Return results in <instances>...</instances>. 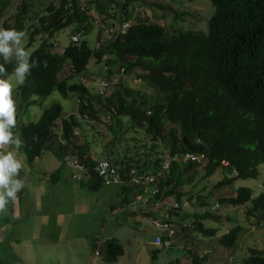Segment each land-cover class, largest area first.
<instances>
[{
    "label": "trees",
    "instance_id": "trees-1",
    "mask_svg": "<svg viewBox=\"0 0 264 264\" xmlns=\"http://www.w3.org/2000/svg\"><path fill=\"white\" fill-rule=\"evenodd\" d=\"M103 1L85 0L86 7L80 11L77 6L79 0H50L45 9L31 11L34 1L16 0L15 6L12 0H0V28L14 27L24 31L32 28L33 19L38 18L39 25L50 36L72 23L84 30L81 20L89 14L90 4L99 5ZM192 1L203 5L209 3L214 10L206 21V32L178 29L177 25L193 18L194 13L173 12L170 7L153 4L162 11V15L153 17L148 23H136L125 32L114 23L116 14L103 17L101 23L110 38L97 52H93L87 43H82L69 46L61 55L52 56L47 42L35 51L33 57L40 66L32 70L25 85L14 90L13 96L18 104L16 112L22 110L24 115L36 103L31 101L33 96L46 98L57 91L63 98L79 97L77 115L82 120L85 116L89 117L91 123L103 127L111 136L101 156L90 152L83 134L74 136L75 130L83 132L82 124L85 123H80L75 115L61 120V127L57 128L61 131L58 141L53 128L61 117L62 108L57 104L45 109L35 123L22 124L16 114L14 134L24 140L19 152L29 164L41 157L44 151L51 152L59 160L60 167L66 165L67 157L77 156L83 169L79 176L73 174L72 177L81 188L89 191L96 192L103 186L95 169L100 161L105 160L116 165L122 177L128 170L135 169L139 175L151 178L148 187L158 189L157 193L149 195L153 203L170 199L171 203L191 204L194 200V210L191 209L187 218H190L192 231L209 241L217 238V230L205 228L203 223H218L220 218L202 210L209 206V197L201 194L206 190L205 186L195 194L193 189L211 177L223 161L229 164L226 170L229 174H224L222 181L213 185V192L219 190L224 193L217 199V204L221 208H247L245 215L248 222L253 221L257 228L264 229V193L252 201L248 189L240 187L232 191L236 181L255 179L258 166H264V0ZM68 2L74 4L73 14L76 15L71 16L64 10ZM110 2L115 8H120L125 20H130L131 8L138 0H119L120 4L113 0ZM177 4L182 6L179 1ZM164 11L173 14L172 28L165 26ZM103 56L108 57L104 62L107 82H112L115 75L121 78L132 75L163 96L149 100L151 104L143 110L137 105L138 100L143 98L139 91L136 98L127 104L115 88L108 97L99 98L90 96L88 89L80 85L68 86L66 82L58 81L67 60L73 72L79 74L90 59L100 61ZM11 68V64L6 66L7 71ZM124 118L128 120L126 124L122 122ZM128 131L130 140L122 142L121 133ZM54 137L58 142L56 149L50 146ZM144 140H149L151 144L147 146ZM137 142L142 146H138ZM190 154L204 155L203 163L191 160ZM173 158L175 161L163 170V162ZM232 170L237 175H232ZM58 172L59 169L51 174V186ZM188 173L204 175L196 178L198 182L193 185L192 191L184 190ZM53 188L59 195L57 187ZM142 189L141 185L122 187L121 193L125 194L120 203L109 208L110 213L117 207L123 210L135 195H144ZM229 192L232 193L230 196L226 194ZM188 209L181 207L168 214L167 224L172 226L173 232L171 236L169 231H161L152 224L157 218L150 211L137 213L136 209H132L127 215L145 217V222L154 232L153 240L159 238L161 241L160 245L151 243L155 248L151 257L155 258L162 250L174 246L175 239L186 232L181 221L186 216L180 217L178 212L185 210L186 213ZM46 218L49 225L54 224ZM48 224L45 222L46 226ZM141 224L136 221L132 229H139ZM242 230L237 225L215 241L222 249L229 250L232 258L236 256L234 251ZM106 240L93 252L95 256H100L96 249H103V262L117 264L118 258L123 255V248L114 237ZM185 249V264L186 259L190 260V264H206L205 257ZM241 261L243 264H264V250L249 249L248 255L241 257Z\"/></svg>",
    "mask_w": 264,
    "mask_h": 264
},
{
    "label": "rangeland",
    "instance_id": "rangeland-1",
    "mask_svg": "<svg viewBox=\"0 0 264 264\" xmlns=\"http://www.w3.org/2000/svg\"><path fill=\"white\" fill-rule=\"evenodd\" d=\"M28 1H34V7L32 8L35 11L45 9L46 3H48V0ZM113 1L120 4L119 0ZM178 1L182 3V6L177 4ZM153 4L170 7L173 12L194 13L193 18L188 19L184 24L177 25L180 30L194 29L206 32V21L212 16L214 11L209 3L203 5L192 0H138V3L133 4L134 8H131L134 12L131 25L139 22L148 23L153 20V17H160L162 11L158 7L153 6ZM99 5L91 3L89 14L81 20V26L87 34L85 41L90 46L94 43L96 25L100 23V27L103 28L101 24L103 17L116 14V25L125 20L120 8H115L110 0L99 2ZM164 14L165 26L172 28L171 25L174 26L172 23L173 14L165 11ZM77 27V24L72 23L69 27L54 34L53 40L57 44V47L54 48L55 53L60 52L69 45L70 35ZM102 32L103 38L106 39L108 31L104 32L102 30ZM102 32H99L100 36ZM27 43L28 40L24 37L23 45L26 46ZM33 44L34 48L39 44V41L36 43L34 41ZM26 50L30 52L32 48H26ZM70 74V69L66 67L58 78L59 80L68 79ZM105 76L103 62L95 64L91 60L79 81L85 80V85L89 86L87 82L92 84L94 81L96 84ZM111 80H113V83L103 82V84L111 85L108 93L111 94L115 88V92L123 95L127 104L136 98L138 91L141 92L143 98L138 100L137 105L143 110L148 109L151 104L149 100L160 99L163 96L156 89L137 80L132 75L126 78L125 76L121 78V76L115 75ZM53 104H59L62 107L59 121L76 112L73 96L64 99L54 91L51 96L41 100L39 104L29 107L24 115L22 110L16 112V114L20 116L22 124L35 123L41 113ZM127 121L126 118L122 120L124 124ZM56 124L60 126L59 123ZM82 128L83 132L81 134L84 135L90 151L101 156L103 148L110 141L111 136L106 134L103 127L98 126L96 123H83ZM60 132V130L56 131L59 138ZM130 137V132H125V134L121 133L120 139L125 142L130 140ZM144 142L147 146L151 144L149 140H144ZM56 143L58 142L56 137H54L50 146L53 145V149H56ZM137 145L142 146L139 142H137ZM22 164L23 167L19 172V176L23 178L24 187L17 193L16 199L14 201L10 200L5 208L0 211V264H106L107 262L104 263L102 260L104 250L102 249L101 251L100 248H97L96 251H99L100 256H95L93 249L102 247L103 242L112 237L123 248V255L118 258V264H185V248L190 249L196 255L205 257L206 264H243L241 257L248 255L249 249L264 250V229L261 227H258V229L252 223L253 221L251 223L248 222L245 215L247 208H221L218 205L215 210H212L217 204V199L224 194L219 192V190L212 191L213 185L220 182L223 177L219 170L212 177L206 178L198 187H195L193 194L199 191L202 186H205L206 190L202 191L201 194L209 197L207 201L209 206L202 208V210L217 215L220 220L218 223L207 221L203 223V226L208 229L215 228L217 230V238L226 234L237 225L244 229L238 238V246L234 251L236 253L235 258H232L229 250L222 249L216 244L217 238L207 241L208 239L200 238L198 234L192 231L190 218H187V214H190L191 209L194 210V207H192L194 200L189 204L191 207L189 206L186 213H184L185 210L178 212L180 217L186 216L184 219L181 218L182 224L187 226L186 232L181 233L182 235L175 239L174 246L162 250L155 258H152L151 252L155 249L151 245L152 241L154 242V232L150 229L149 223L145 222V217L143 216L132 218L127 215V212L132 209H138L139 206L131 208L126 205L121 213L116 215H112L109 211L110 205L116 206L120 203L121 196L118 194V187L102 186L96 192L81 188L79 182L72 177L74 171L67 165L60 167L59 160L49 151H44L41 157L35 159L31 164L27 163L23 157ZM57 169H59V172L52 186L57 187L59 195L56 194L54 188L49 184L51 174H54ZM257 171L258 175L255 179L237 181L234 188L246 187L251 189L253 192L252 198L264 193V166H258ZM199 177H204V175L202 173H188L185 176L187 186L184 190L192 191L193 185L198 182L196 178ZM218 178H220V181ZM83 194L87 195L88 201L85 200L82 203L74 202L80 199ZM226 194L230 196L232 193ZM61 199L64 200L62 205ZM19 201L24 204H22L21 210L13 206ZM16 206L18 207V204ZM11 210L20 211L21 216L18 219L14 218ZM135 211L138 213L137 210ZM252 214L256 215V213ZM43 215L53 220V227H43ZM57 221H60L61 226L64 228L60 230L59 234H52L50 230H54ZM136 221L142 224L139 229L134 230L132 226ZM72 223H74V227H72ZM58 239L60 241L66 240V244L59 245ZM177 260L179 261L177 262ZM186 264H190L189 259H186Z\"/></svg>",
    "mask_w": 264,
    "mask_h": 264
},
{
    "label": "clouds",
    "instance_id": "clouds-1",
    "mask_svg": "<svg viewBox=\"0 0 264 264\" xmlns=\"http://www.w3.org/2000/svg\"><path fill=\"white\" fill-rule=\"evenodd\" d=\"M15 1L16 0H12V2H14L15 6H17ZM49 1L50 0H48V3H49ZM77 6H78L80 11L84 10V8L86 7L85 0H79ZM64 10L67 11L68 14L71 16L76 15V14H73V11H75V6L71 2H68L64 6ZM31 11H35V10H33V8H31ZM163 14H164V12H163ZM133 16H134V12L132 9V18L130 20H124L122 23L118 24L120 26L122 32H125L127 30V28L132 26L131 21L133 19ZM116 22H117V17L115 16L114 23L117 24ZM102 26H103V24H102ZM103 28L100 27V23L98 25H96V35H95L94 43L92 46L89 45V48L93 52H97L103 46V44H105L109 40L108 33L106 35V39L103 38L102 30L104 32L107 31V30H105V28L104 29ZM99 32H102L101 36L99 35ZM55 33H57V32H55ZM54 34L52 36L48 35L45 32V30L42 29V27L39 25L38 18L33 19L32 28H29V29L27 28L24 31L23 30H17L14 27L0 28V211H2L5 208V206L8 204V202L10 200L14 201L17 197V193L20 192V190L24 187L23 178L19 176V172L23 167V164H22L23 154L19 152V149L23 147L25 142L20 136H17L14 134V129L16 128V124H17V120H16L17 102L13 96V90H15L17 87L25 85L26 81L28 80V78L30 77V75L32 73V70L34 68L40 66L38 64V61L33 57V55H34L36 50H38L41 46L44 45L45 42H47L50 45V47L48 48V51H49V54L52 56L61 55L64 52V50L66 48H68L69 46H78L82 43H87L85 41V37L87 36L85 30L81 29L80 27H77L70 35L69 45L66 48H63L60 52L55 53L54 48L57 47V44L53 40ZM24 37H26L28 40V43L26 44V46L23 45V38ZM73 37L78 38L76 42H74L72 40ZM34 41H35V43L37 41H39V44H37V46L33 48V46H34L33 42ZM26 48H32V50L29 52L26 50ZM107 59H108L107 56H103L100 61H97L96 59L92 58L88 61V63L91 60H93L95 62V64L103 62V65H104V62ZM88 63H87V65H88ZM9 64L12 65L11 71L6 70V66ZM44 66H46V64ZM86 66H85V68H86ZM66 67L68 69H70V72H71L69 78L68 79H60V80L58 78V81H64V82H66V84L68 86L71 84H76V85H80L84 88H87L89 93H90V96L96 95L99 98H106L109 96L108 90L111 87V85L103 84V82L108 83L107 80L105 79V77L100 79L96 84L94 81L92 84L90 82H87L89 86H86L85 80L84 81L82 80L81 82L79 81V79L82 78V74H83L85 68L81 73L75 74L72 70V66H71V63L69 60H67L64 63L61 72ZM104 71L106 72V69H104ZM58 77H59V75H58ZM69 82H71V83H69ZM92 86H93V88H92ZM59 96L62 97L60 94H59ZM72 96H73L74 102L76 104V112H75V114H72V115L77 116V119L79 120L80 123H83V122L91 123L89 117L85 116L84 119L82 120L81 117L79 115H77V109L79 108L81 100L79 99V97H76L74 95H72ZM69 97L64 98V99H68ZM46 98H38V97L33 96L31 98V101H35L36 102L35 104H39L41 100H45ZM35 104H33V105H35ZM57 105H59V104H57ZM147 114L149 115V113H147ZM68 116H71V115H68ZM59 119H60V117H59ZM59 119L55 122V125H54L55 128H53V132L55 134H56V131L60 130V129H57V126H58V128L61 127V120L59 121ZM56 123H59L60 126L57 125ZM73 134H74V136L79 137L81 132L75 130L73 132ZM56 135H54V136H56ZM57 139L60 142V138L57 137ZM92 154H94V153H92ZM190 156L194 157L195 158L194 161L197 162L198 164L203 163L204 158H205L204 155H202V154H199V155H191L190 154ZM67 158L68 159H71V158L76 159L77 163L83 169V167H82L81 163L79 162V159L77 156L71 155ZM103 162L109 164L111 167L116 169V173H117V176L119 179L117 183L105 182L104 179L98 175L99 164H101ZM163 164H164V162H163ZM66 165L68 167H70L75 172V173H73L74 175L79 176L80 171H77L76 169L72 168L68 164V162L66 163ZM162 169H163V166H162ZM228 169H229V164L227 162L223 161L220 163V165L216 169V171L219 170L221 172V176L224 177V174H229L228 171H226ZM131 170H134L136 172V174L139 175L135 169H131ZM95 172L97 174V177L102 180L103 186H108V187L115 186V187L119 188L118 194H119V196H121V199H122V196L125 194V193H121L122 187L127 188V185L128 186H138L139 185V184H135L132 181V177H130V175H129L130 170H128L126 172V174L122 177L121 173L119 172L118 167L109 161H105V160L100 161L98 163L96 169H95ZM215 172L211 175V177L215 174ZM232 175H237L235 170H232ZM257 175H258V171H257ZM141 176H143V175H141ZM221 176H220V178H221ZM223 177H222V179H223ZM220 178H218L219 181H220ZM222 179H221V181H222ZM249 180H253V179H249ZM235 183L233 184V190L232 191L236 190L234 188ZM242 188H246V187H242ZM258 188H260V186H258ZM246 189H248L250 191V198L252 201L255 200L260 195L259 194L257 197L252 198V194H253L252 190L249 188H246ZM126 196L127 195H125V198H126ZM128 197H129V194H128ZM138 197L140 199H137ZM150 199L151 198H149V196L146 194H144V195L137 194L129 202V206L132 208V207H136L138 205L140 208L139 207H138V209L136 208L137 211H144V210L150 211L153 215H156V218H158L159 216L152 211V208H153L155 203L151 202ZM141 201H143V202H141ZM163 201H166L167 204L171 203L170 199L163 200ZM174 204L178 205V207L176 209H180L181 207H183V209H186L187 207H189L188 202H182L181 204H179L177 202ZM111 206H113V205H110L109 208ZM217 207H218V204H216L212 208V210H215ZM235 208H237V207H235ZM121 211H122V208L117 207V208L113 209L111 214L116 215L118 213H121ZM174 211H171L170 213H173ZM179 212H180V210H179ZM253 213H256V212H253ZM183 228L186 229L187 226L183 225Z\"/></svg>",
    "mask_w": 264,
    "mask_h": 264
},
{
    "label": "built area",
    "instance_id": "built-area-1",
    "mask_svg": "<svg viewBox=\"0 0 264 264\" xmlns=\"http://www.w3.org/2000/svg\"><path fill=\"white\" fill-rule=\"evenodd\" d=\"M77 37H73L72 40L74 42L77 41ZM189 158L191 160H195L194 157H191L189 156ZM66 161L68 162V164L76 169L77 171H81V166L77 163L76 159L74 158H71V159H68L66 158ZM172 161H175V159H167L164 164H163V170H166L169 165L171 164ZM98 175L100 177H102L104 179L105 182H108V183H117L118 182V176H117V173H116V169L111 167L109 164L103 162L101 164H99V167H98ZM129 175L130 177H132V181L135 183V184H139L141 186H143V192L144 194L146 195H150V194H153V193H157L158 192V189L157 188H149L148 185H150V182L152 181L151 178H147V177H144V176H141V175H137L136 172L134 170H130L129 172ZM137 199H140L139 197ZM178 207L177 204H174V203H169L167 204L166 201H163L161 203H155L153 208H152V211L157 214L159 216V218L155 219L152 221V224L159 230L163 231V230H166V231H169V236L172 235V226L171 225H168L167 224V217H168V214L171 212V211H174V209H176ZM155 245H160L161 244V241L159 240V238H155L154 239V243ZM166 245H169V243H166Z\"/></svg>",
    "mask_w": 264,
    "mask_h": 264
},
{
    "label": "crops",
    "instance_id": "crops-1",
    "mask_svg": "<svg viewBox=\"0 0 264 264\" xmlns=\"http://www.w3.org/2000/svg\"><path fill=\"white\" fill-rule=\"evenodd\" d=\"M88 201V197H87V195L86 194H83L82 195V197L80 198V199H78V200H75L74 202H79V203H82L83 201ZM61 202L64 204V200L63 199H61ZM18 204V207L16 206ZM22 204H23V202H22ZM22 204H21V201H19L18 203H15V205H13L14 207H16L17 209H19V210H21V206H22ZM24 205V204H23ZM42 212H45V211H42ZM11 214H14V218H16V219H18L20 216H21V214H20V211H17V210H11ZM53 221V220H52ZM42 222H43V227H46V225H45V222L48 224V221H47V218L45 217V215H43V217H42ZM95 224V223H94ZM69 225H70V223H69ZM48 226H52V225H49L48 224ZM66 226H68V225H66ZM75 225H74V223H72V227H74ZM53 227V226H52ZM62 228H64L63 226H61V222L60 221H57V225H56V227L54 228V230H50V232L53 234V233H55V234H59L60 233V230L62 229ZM51 234V235H52ZM43 236V235H42ZM58 241H59V245L61 244V245H65L66 244V240H64V241H60V239H58ZM24 242V241H23ZM62 242V243H61ZM54 246V245H53ZM118 264V263H117Z\"/></svg>",
    "mask_w": 264,
    "mask_h": 264
}]
</instances>
